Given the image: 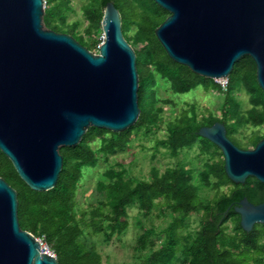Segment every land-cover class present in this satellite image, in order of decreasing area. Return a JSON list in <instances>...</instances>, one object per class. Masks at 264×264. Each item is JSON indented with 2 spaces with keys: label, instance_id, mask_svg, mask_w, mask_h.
I'll list each match as a JSON object with an SVG mask.
<instances>
[{
  "label": "water",
  "instance_id": "obj_1",
  "mask_svg": "<svg viewBox=\"0 0 264 264\" xmlns=\"http://www.w3.org/2000/svg\"><path fill=\"white\" fill-rule=\"evenodd\" d=\"M154 2L170 13L156 36L173 61L216 80L249 56L264 91V0ZM44 17V0H0V150L38 192L56 187L62 147L78 146L92 127L125 132L141 114L137 55L115 4L105 7L98 54L47 28ZM227 133L221 122L198 132L221 150L232 182L264 184V139L242 149ZM18 209L16 189L0 177V264H59L21 228ZM235 211L247 232L264 224V202L244 198Z\"/></svg>",
  "mask_w": 264,
  "mask_h": 264
},
{
  "label": "trees",
  "instance_id": "obj_2",
  "mask_svg": "<svg viewBox=\"0 0 264 264\" xmlns=\"http://www.w3.org/2000/svg\"><path fill=\"white\" fill-rule=\"evenodd\" d=\"M98 5L93 12L85 6L89 21L94 20L98 29L102 28L104 10L108 2H113L120 11L125 39L133 44L146 43L135 50L139 72V97L141 114L137 123L122 133L106 129L90 128L82 142L76 147H62L63 170L55 188L38 192L31 189L19 176L10 159L0 150V177L6 180L18 193L19 222L23 230L37 238L46 237L47 243L55 251L59 264H102V256L94 244L88 242L85 231L91 228L96 234H103L109 242L116 234H123L127 227L128 208L137 203L145 213L158 209L166 214L169 211L172 221L165 229L162 247L154 250L151 237L153 228L147 229L138 239L139 252L150 250L140 264H264V224H257L251 232L241 226V216L235 211L244 198L253 204L264 202V184L250 177L244 184L232 182L225 172V161L221 150L198 134L202 127L213 126L216 122L226 125L228 137L240 148L245 149L240 140L232 139L237 125H229L226 113L224 119L210 115L198 121L197 115L185 113L182 118L169 125V136L160 144L169 148L173 156L196 141L201 142V150L211 153L217 161L207 164L206 169L179 166L168 168L163 174L153 168L151 180L134 181L126 179L124 171L110 169L106 172L109 181H100L97 193L104 200L91 210H83L78 202L79 183L84 167H94L99 158L90 142L100 138L102 143L98 153L103 157L123 151L130 142L134 130L154 126L160 120L162 108L154 111L161 79L172 81L174 89L181 94L204 86L205 89L220 91L222 87L213 79L199 76L188 67L173 61L156 36V29L170 16V13L157 5L154 0H90ZM53 6L45 13L44 21L48 28L58 33H66L76 38L90 51L96 44L84 43L74 32H65L54 23L56 17L65 21L62 8L70 9L68 0H49ZM87 32L92 34L94 24ZM134 34L129 35L132 27ZM132 46V45H131ZM133 47V46H132ZM229 78L228 100L231 93L240 85L248 88L252 100L264 105V91L257 81V67L249 56L239 60ZM235 108L230 112L234 114ZM234 116V115H233ZM251 120L256 127H264V111L253 112ZM240 123V120L238 121ZM111 134V137H106ZM253 148L264 139L258 134L251 135ZM254 140V142H253ZM250 143V142H249ZM198 181L195 182V179ZM216 178L213 183L212 179ZM211 186L219 189L232 185L228 193L211 200L202 199L201 188ZM192 213H202L201 226L196 234L188 230V218ZM80 214V215H79Z\"/></svg>",
  "mask_w": 264,
  "mask_h": 264
},
{
  "label": "rangeland",
  "instance_id": "obj_3",
  "mask_svg": "<svg viewBox=\"0 0 264 264\" xmlns=\"http://www.w3.org/2000/svg\"><path fill=\"white\" fill-rule=\"evenodd\" d=\"M44 1L46 13V10L53 5L49 3V0ZM68 1L70 9L67 10L66 6L62 8L65 21H62L60 17H56L54 23L62 27L65 32H74V35L82 38L84 43L96 44L97 46L91 51L98 54L99 47L105 39L103 29H98L94 20L89 21L85 12V6L89 7L93 12L91 15L93 17L98 2L90 0ZM93 23L95 24L93 32L89 34L87 30ZM136 29L135 26L132 27L129 35L134 34ZM130 44L135 50H140L146 45L144 42L140 45L133 44L132 41ZM230 77L234 78L232 75ZM158 79L161 81L157 93V103L154 107V111L162 108L158 124L154 126L146 125L139 131L134 130L126 148L106 158L97 152L101 147V139L96 138L90 142V146L96 152L99 160L96 166L84 167L82 170L83 177L79 183L77 200L83 210H91L92 206L95 207L100 201L104 200L97 193V187L100 181H109L106 177V172L110 169L119 172L124 171L126 179L150 181L153 168L159 169L162 174L168 168H177L179 166H185L188 169L195 168L201 172L207 168V164L217 161V154L213 150L211 153L201 150L200 141H196L191 147L181 149L177 156H173L169 148L160 144L161 141L166 140L169 136L170 123L176 122L185 113L192 115L194 112L200 122L210 115L224 119L226 113H230V118H227L229 125L239 124L237 131L233 132L231 137L243 142L248 149H253L252 141L248 139L251 135H264V127H256L251 120V114L253 112H263L264 105L262 103L259 105L254 103L248 88L244 85H240L239 88L235 87L231 93L232 97H230L232 100L229 101L227 94L230 81L227 85L222 86L220 91L199 86L189 93L181 94L175 91L172 81L161 79L160 76ZM232 108H235L234 114L230 112ZM239 120L240 123H238ZM106 137L110 138L111 134H107ZM197 181L198 178L195 179V182ZM212 181L213 183L216 182V178L212 179ZM211 186L201 188L200 195L202 199L211 200L223 193H228L232 185H222L219 189H214ZM201 216L202 213H192L189 216L187 220L189 227L184 232L185 234L188 232L196 234L198 232L201 226ZM171 221L172 215L169 211L163 214L158 209H154L151 213H145L135 203L128 208V227L123 234L114 235L109 242L105 240L103 234H96L91 228L86 229L85 235L88 238V242L94 244L102 256V264H140L146 254L151 252L150 250L143 252L137 250L140 236L145 230L153 228L155 233L151 237V242L155 243L153 249L158 250L162 247L165 239V229ZM44 246L56 254L47 241H44ZM174 264H178V261L176 260Z\"/></svg>",
  "mask_w": 264,
  "mask_h": 264
},
{
  "label": "built area",
  "instance_id": "obj_4",
  "mask_svg": "<svg viewBox=\"0 0 264 264\" xmlns=\"http://www.w3.org/2000/svg\"><path fill=\"white\" fill-rule=\"evenodd\" d=\"M215 81L222 87V86H225V85H227L229 83V78L216 79ZM37 239H38V241L41 244L43 252H45L47 254H50V255H53V256L56 257V254L52 253L51 251L48 250V248L46 246H44V241H46V237L45 236H42V237L37 238Z\"/></svg>",
  "mask_w": 264,
  "mask_h": 264
}]
</instances>
